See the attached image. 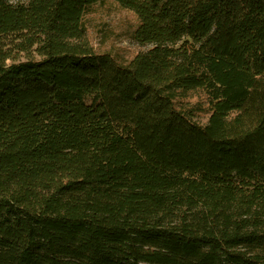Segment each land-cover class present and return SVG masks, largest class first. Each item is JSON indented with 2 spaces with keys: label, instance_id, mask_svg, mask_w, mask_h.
<instances>
[{
  "label": "trees",
  "instance_id": "obj_1",
  "mask_svg": "<svg viewBox=\"0 0 264 264\" xmlns=\"http://www.w3.org/2000/svg\"><path fill=\"white\" fill-rule=\"evenodd\" d=\"M0 0V264H264V0Z\"/></svg>",
  "mask_w": 264,
  "mask_h": 264
},
{
  "label": "rangeland",
  "instance_id": "obj_2",
  "mask_svg": "<svg viewBox=\"0 0 264 264\" xmlns=\"http://www.w3.org/2000/svg\"><path fill=\"white\" fill-rule=\"evenodd\" d=\"M137 23L136 15L118 6L111 0H103L89 17L90 37L97 51H110L121 60L131 58L140 48L131 36ZM31 34H13L0 39V47L7 62L40 58L37 49L39 37L31 38Z\"/></svg>",
  "mask_w": 264,
  "mask_h": 264
}]
</instances>
